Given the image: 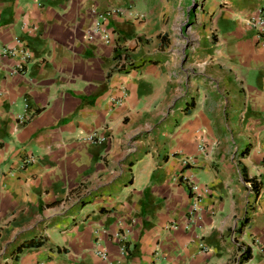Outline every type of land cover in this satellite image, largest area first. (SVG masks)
Returning <instances> with one entry per match:
<instances>
[{
	"label": "crops",
	"instance_id": "1",
	"mask_svg": "<svg viewBox=\"0 0 264 264\" xmlns=\"http://www.w3.org/2000/svg\"><path fill=\"white\" fill-rule=\"evenodd\" d=\"M263 2L0 0V264H264Z\"/></svg>",
	"mask_w": 264,
	"mask_h": 264
},
{
	"label": "built area",
	"instance_id": "2",
	"mask_svg": "<svg viewBox=\"0 0 264 264\" xmlns=\"http://www.w3.org/2000/svg\"><path fill=\"white\" fill-rule=\"evenodd\" d=\"M118 12V11H114ZM110 14V12L108 13ZM103 16L99 15L96 18V21L94 23L93 29L91 30L90 34H88V39L91 40L94 37L98 38L102 43L106 45H111V34L107 32L106 29L103 28V23H102ZM247 24H249L252 28L259 30L258 37L260 40H262V45L264 46V2L258 7L257 9V15L250 18L247 21ZM113 46L116 49L121 48L120 44L117 42L116 44L113 43ZM1 56H13L14 52L10 48H5L0 51ZM25 58H28L29 56L25 53ZM131 62L127 59V57L123 54H120L119 56L116 57L115 59V69L116 71L122 72L128 67L131 66ZM23 68L19 67L18 72L22 73ZM17 71L15 70L14 72H11V74L16 73ZM87 140L90 142H101L103 139L100 138L96 133L89 134L87 136ZM191 162L190 158H186L183 161L184 165H187ZM180 182L182 185H184L187 189V192L191 199L193 200V203L190 207L189 210V215L190 217L195 216L199 213V202H200V186L197 184L194 180V178L190 175L186 174H181L180 175ZM173 229H176V226L172 225ZM260 252L264 253L263 249H260ZM97 254L100 256V258L104 261H106L107 256L106 253L103 250L97 251Z\"/></svg>",
	"mask_w": 264,
	"mask_h": 264
},
{
	"label": "rangeland",
	"instance_id": "3",
	"mask_svg": "<svg viewBox=\"0 0 264 264\" xmlns=\"http://www.w3.org/2000/svg\"><path fill=\"white\" fill-rule=\"evenodd\" d=\"M172 5L173 13L179 15V20L174 24L171 40L173 43L190 44L193 39L192 31L196 28V16L200 14L207 0H167ZM188 45V44H187Z\"/></svg>",
	"mask_w": 264,
	"mask_h": 264
},
{
	"label": "trees",
	"instance_id": "4",
	"mask_svg": "<svg viewBox=\"0 0 264 264\" xmlns=\"http://www.w3.org/2000/svg\"><path fill=\"white\" fill-rule=\"evenodd\" d=\"M254 189H256L255 187H253ZM27 245H31L30 243L29 244H27ZM247 253V252H246ZM246 253H245V255H246ZM244 255V256H245ZM244 259H247V255L244 257Z\"/></svg>",
	"mask_w": 264,
	"mask_h": 264
}]
</instances>
